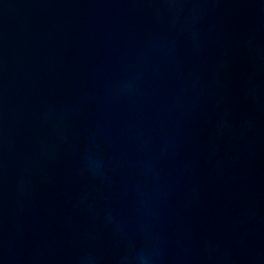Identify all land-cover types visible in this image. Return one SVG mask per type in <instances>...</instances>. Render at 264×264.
<instances>
[{"label":"water","instance_id":"water-1","mask_svg":"<svg viewBox=\"0 0 264 264\" xmlns=\"http://www.w3.org/2000/svg\"><path fill=\"white\" fill-rule=\"evenodd\" d=\"M0 264H264V0H0Z\"/></svg>","mask_w":264,"mask_h":264}]
</instances>
